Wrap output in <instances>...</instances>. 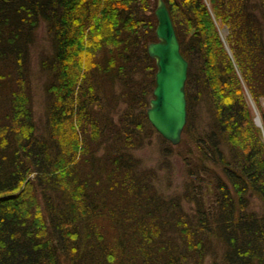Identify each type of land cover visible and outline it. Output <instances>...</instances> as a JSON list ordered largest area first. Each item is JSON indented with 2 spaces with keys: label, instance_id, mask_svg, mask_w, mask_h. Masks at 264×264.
Wrapping results in <instances>:
<instances>
[{
  "label": "trees",
  "instance_id": "16d2710c",
  "mask_svg": "<svg viewBox=\"0 0 264 264\" xmlns=\"http://www.w3.org/2000/svg\"><path fill=\"white\" fill-rule=\"evenodd\" d=\"M163 1L188 63L186 179L170 197L132 156L155 132L156 1L0 0V264H264V138L245 91L260 107L264 0Z\"/></svg>",
  "mask_w": 264,
  "mask_h": 264
},
{
  "label": "rangeland",
  "instance_id": "374dc122",
  "mask_svg": "<svg viewBox=\"0 0 264 264\" xmlns=\"http://www.w3.org/2000/svg\"><path fill=\"white\" fill-rule=\"evenodd\" d=\"M155 1L157 3V0ZM226 34L227 30L221 29L222 38H224ZM49 43L45 28L43 25H40L35 32L34 42L29 49V79L32 96V109L34 120L39 129L41 128L44 119V84L48 75L47 72L40 68V59L42 56H46V54L49 53ZM245 91L250 106L253 124L259 129L261 136L264 138L263 121L261 117V113L264 112V98L261 99L260 107H258L250 98L247 90ZM197 120L198 126L203 125L205 117L202 113L197 115ZM192 149L194 150V147ZM180 152L184 153L185 150L183 148L177 149V146L171 145L155 131L145 140L140 148L132 151V156L138 159L141 169L153 171L155 175L153 179L154 188L164 196L170 197L181 193L184 180L186 179L182 154ZM187 205H184L185 209H188ZM213 261V256H208L204 259L203 264H213Z\"/></svg>",
  "mask_w": 264,
  "mask_h": 264
},
{
  "label": "water",
  "instance_id": "95a60500",
  "mask_svg": "<svg viewBox=\"0 0 264 264\" xmlns=\"http://www.w3.org/2000/svg\"><path fill=\"white\" fill-rule=\"evenodd\" d=\"M156 41L147 45V55L156 66L152 98L146 117L154 130L172 145H178L186 124L185 82L188 63L180 53L175 30L163 0H157Z\"/></svg>",
  "mask_w": 264,
  "mask_h": 264
},
{
  "label": "bare ground",
  "instance_id": "6f19581e",
  "mask_svg": "<svg viewBox=\"0 0 264 264\" xmlns=\"http://www.w3.org/2000/svg\"><path fill=\"white\" fill-rule=\"evenodd\" d=\"M178 40V39H177ZM179 43V42H178ZM179 47H180V45H179ZM181 53V52H180ZM182 55V54H181ZM187 72H188V70H187ZM155 73H156V71H155ZM155 76V75H154ZM187 79V78H186ZM186 95V94H185ZM152 98V97H151ZM148 104H149V102H148ZM147 118V117H146ZM148 121V120H147ZM151 126V125H150ZM152 127V126H151ZM185 127V126H184ZM153 128V127H152ZM154 129V128H153ZM183 132V131H182ZM181 139H182V134H181ZM180 142H181V140H180ZM170 143V142H169ZM171 144V143H170ZM172 145V144H171ZM173 146H177V145H173Z\"/></svg>",
  "mask_w": 264,
  "mask_h": 264
}]
</instances>
